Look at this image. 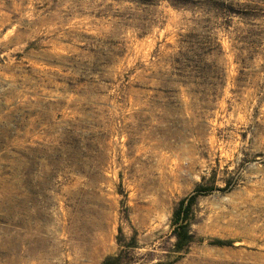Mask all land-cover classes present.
<instances>
[{"label":"rangeland","instance_id":"rangeland-1","mask_svg":"<svg viewBox=\"0 0 264 264\" xmlns=\"http://www.w3.org/2000/svg\"><path fill=\"white\" fill-rule=\"evenodd\" d=\"M106 259L264 264V0H0V264Z\"/></svg>","mask_w":264,"mask_h":264},{"label":"trees","instance_id":"trees-1","mask_svg":"<svg viewBox=\"0 0 264 264\" xmlns=\"http://www.w3.org/2000/svg\"><path fill=\"white\" fill-rule=\"evenodd\" d=\"M193 200L194 196L187 201L181 200L173 213L172 226L174 236L176 237L175 247L178 252L184 250L192 238L187 228V212ZM109 260L110 259H106L104 264H110Z\"/></svg>","mask_w":264,"mask_h":264},{"label":"bare ground","instance_id":"bare-ground-1","mask_svg":"<svg viewBox=\"0 0 264 264\" xmlns=\"http://www.w3.org/2000/svg\"><path fill=\"white\" fill-rule=\"evenodd\" d=\"M56 51V50H55ZM53 52V51H52ZM50 53V52H49Z\"/></svg>","mask_w":264,"mask_h":264}]
</instances>
